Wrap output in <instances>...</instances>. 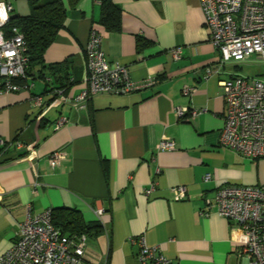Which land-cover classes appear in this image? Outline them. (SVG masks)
Returning <instances> with one entry per match:
<instances>
[{"label": "crops", "instance_id": "crops-1", "mask_svg": "<svg viewBox=\"0 0 264 264\" xmlns=\"http://www.w3.org/2000/svg\"><path fill=\"white\" fill-rule=\"evenodd\" d=\"M9 1L13 17L30 13L27 0ZM63 1L67 17L44 65L28 67L27 77L17 80L21 90L0 92V138L8 142L0 151V256L29 207L33 213L67 207L88 223L100 222L101 233L88 234L85 245V258L97 264H139V247L130 236H143L176 264H245V233L215 207L208 215L201 212L208 207L205 199H214L224 184L264 182V161L255 163L219 143L226 114L221 80L237 65L206 76L220 55L201 0H112L123 10L120 31L99 26L103 0ZM94 27L103 31L111 64L127 66L134 81L154 83L75 105L85 86V47ZM138 36L151 44L139 50ZM178 46L184 54L176 60L172 49ZM185 88L193 93L185 95ZM178 107L202 111L182 120ZM60 118L66 120L57 127ZM164 137L175 142L174 149L159 148ZM15 142L33 150L18 149ZM55 151L66 157L53 167L49 157ZM180 185L186 197L176 200L173 188ZM98 207L104 209L101 217Z\"/></svg>", "mask_w": 264, "mask_h": 264}, {"label": "built area", "instance_id": "built-area-1", "mask_svg": "<svg viewBox=\"0 0 264 264\" xmlns=\"http://www.w3.org/2000/svg\"><path fill=\"white\" fill-rule=\"evenodd\" d=\"M201 7L210 40L220 55L217 65L206 68L207 77L222 72L228 63L237 65L253 57L264 60V0H201ZM12 11L9 0L0 1V92L24 87L17 80L27 77L30 60L23 32L18 26H8ZM102 41L103 31L92 28L85 47V86L73 98L75 105L84 107L97 94L129 93L154 83L153 80L146 83L134 81L127 66L111 64ZM172 54L176 60L181 59L184 47H175ZM221 83L226 114L220 145L248 159L264 158V80L234 71ZM193 90L185 88L184 93L191 95ZM35 103L42 104V98L36 96ZM201 111L178 107L176 114L179 119L191 120ZM65 120L60 118L57 127ZM7 146L8 142L0 138V148L5 150ZM15 146L33 150L32 145L22 142H15ZM159 148L174 149L175 142L164 137ZM65 157L63 151L53 152L49 157L51 166L58 165ZM204 179L211 180L212 174L206 173ZM173 190L176 200L186 197L185 186H176ZM205 200L208 207L202 210L203 215H208L209 209L215 207L220 216L236 223L245 233L242 249L245 264H264V184L227 183L216 190L214 199ZM95 212L101 217L104 209L98 207ZM52 216V209L33 213L29 207L25 220L18 225L12 245L0 256V264H97L85 258L87 235L68 236L53 224ZM129 241L139 247V264H176L158 247L147 245L143 236H130Z\"/></svg>", "mask_w": 264, "mask_h": 264}, {"label": "trees", "instance_id": "trees-1", "mask_svg": "<svg viewBox=\"0 0 264 264\" xmlns=\"http://www.w3.org/2000/svg\"><path fill=\"white\" fill-rule=\"evenodd\" d=\"M31 6L27 15L12 16L8 26H18L23 32L29 56V66L44 65V54L64 27L67 8L63 0H27ZM76 3L78 0H71ZM122 8L112 0H103L99 26L105 31H120L122 28ZM151 44L142 36L137 38L139 50ZM28 66V67H29ZM28 72V70H27ZM3 150L0 148V151ZM53 210L52 222L68 236L100 234V222H86L75 209L61 207Z\"/></svg>", "mask_w": 264, "mask_h": 264}, {"label": "rangeland", "instance_id": "rangeland-1", "mask_svg": "<svg viewBox=\"0 0 264 264\" xmlns=\"http://www.w3.org/2000/svg\"><path fill=\"white\" fill-rule=\"evenodd\" d=\"M235 70L237 74L244 75V76H250V77H257L264 80V60H261L258 57H253L252 59L237 64V67H235ZM254 161L255 163L257 161H264V158L260 159H250ZM262 168L264 170V164H262ZM256 184H264V182L259 183L256 182L255 184L250 185H256Z\"/></svg>", "mask_w": 264, "mask_h": 264}, {"label": "snow or ice", "instance_id": "snow-or-ice-1", "mask_svg": "<svg viewBox=\"0 0 264 264\" xmlns=\"http://www.w3.org/2000/svg\"><path fill=\"white\" fill-rule=\"evenodd\" d=\"M0 15H2V13H0Z\"/></svg>", "mask_w": 264, "mask_h": 264}]
</instances>
